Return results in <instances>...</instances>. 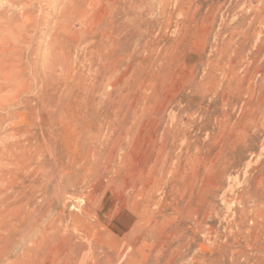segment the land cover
Returning a JSON list of instances; mask_svg holds the SVG:
<instances>
[{"label": "rangeland", "instance_id": "1", "mask_svg": "<svg viewBox=\"0 0 264 264\" xmlns=\"http://www.w3.org/2000/svg\"><path fill=\"white\" fill-rule=\"evenodd\" d=\"M32 1L0 264H264V0Z\"/></svg>", "mask_w": 264, "mask_h": 264}, {"label": "bare ground", "instance_id": "2", "mask_svg": "<svg viewBox=\"0 0 264 264\" xmlns=\"http://www.w3.org/2000/svg\"><path fill=\"white\" fill-rule=\"evenodd\" d=\"M2 2L6 6V8L5 7L0 8V36H2L3 32H5L7 30L10 31V29H12V31L15 30L17 32V33L15 32V34H17V37H18L17 40H19L21 38V35L25 34L29 27L30 28H34L35 24H37L35 22L37 20L34 19L33 16L31 15V12L28 11V9L30 8V6H31L33 1L32 0H0V4H3ZM18 6H21V8L24 11V12L21 13V16H20V17L23 18V21H22L21 25L17 24L18 20L15 18L16 16L13 15V13L10 12V11L13 12L15 9H17ZM18 31H20V33ZM9 33L11 34V31ZM6 37H7V35L6 36L4 35V39L8 38V37L7 38ZM1 38H0V41L2 40ZM15 41H13V42L15 43ZM4 43L0 44V82H2V83H0V91L6 90L5 89L6 88V84L10 81L12 75L14 74V70H16L17 66H18V65H15V64H13L11 62L13 55L11 57L7 58L6 55H7L8 52L9 53L11 52L10 51L11 48L9 47L10 48L9 51L8 50H3L2 49L3 46H1V45H4ZM4 61L11 62L12 64L4 65L3 64V63H5ZM11 80L13 81L14 79H11ZM4 82H5V84H4ZM7 93H9V92H7ZM44 216H45L44 212H42L41 214H38L37 218H38V220H41V219H43Z\"/></svg>", "mask_w": 264, "mask_h": 264}]
</instances>
